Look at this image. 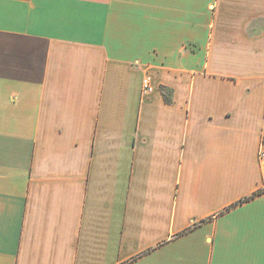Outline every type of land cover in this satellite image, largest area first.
I'll list each match as a JSON object with an SVG mask.
<instances>
[{"label":"crops","instance_id":"1","mask_svg":"<svg viewBox=\"0 0 264 264\" xmlns=\"http://www.w3.org/2000/svg\"><path fill=\"white\" fill-rule=\"evenodd\" d=\"M262 149L264 0H0V264H264Z\"/></svg>","mask_w":264,"mask_h":264},{"label":"built area","instance_id":"2","mask_svg":"<svg viewBox=\"0 0 264 264\" xmlns=\"http://www.w3.org/2000/svg\"><path fill=\"white\" fill-rule=\"evenodd\" d=\"M143 88L145 91L149 92L151 91V80L150 78H146L143 84ZM259 164L263 171V183H262V189H264V149L260 150L259 152Z\"/></svg>","mask_w":264,"mask_h":264},{"label":"trees","instance_id":"3","mask_svg":"<svg viewBox=\"0 0 264 264\" xmlns=\"http://www.w3.org/2000/svg\"><path fill=\"white\" fill-rule=\"evenodd\" d=\"M165 91V90H164Z\"/></svg>","mask_w":264,"mask_h":264}]
</instances>
